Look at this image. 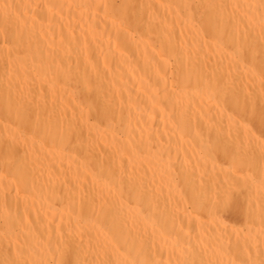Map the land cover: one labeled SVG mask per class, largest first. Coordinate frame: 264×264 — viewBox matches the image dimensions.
Listing matches in <instances>:
<instances>
[{
  "label": "bare ground",
  "instance_id": "6f19581e",
  "mask_svg": "<svg viewBox=\"0 0 264 264\" xmlns=\"http://www.w3.org/2000/svg\"><path fill=\"white\" fill-rule=\"evenodd\" d=\"M0 264H264V0H0Z\"/></svg>",
  "mask_w": 264,
  "mask_h": 264
}]
</instances>
